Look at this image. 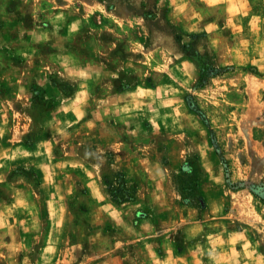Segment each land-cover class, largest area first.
Listing matches in <instances>:
<instances>
[{
	"label": "rangeland",
	"instance_id": "374dc122",
	"mask_svg": "<svg viewBox=\"0 0 264 264\" xmlns=\"http://www.w3.org/2000/svg\"><path fill=\"white\" fill-rule=\"evenodd\" d=\"M0 264H264V0H0Z\"/></svg>",
	"mask_w": 264,
	"mask_h": 264
},
{
	"label": "trees",
	"instance_id": "16d2710c",
	"mask_svg": "<svg viewBox=\"0 0 264 264\" xmlns=\"http://www.w3.org/2000/svg\"><path fill=\"white\" fill-rule=\"evenodd\" d=\"M115 178L117 180L105 182L111 198L119 204L132 201L135 197L136 188L130 189L128 187L127 179L123 173H119Z\"/></svg>",
	"mask_w": 264,
	"mask_h": 264
},
{
	"label": "crops",
	"instance_id": "0c3cea01",
	"mask_svg": "<svg viewBox=\"0 0 264 264\" xmlns=\"http://www.w3.org/2000/svg\"><path fill=\"white\" fill-rule=\"evenodd\" d=\"M141 239H143V238H141ZM165 257H166V255H164V257L162 256V258H161V259H163V258H164V259H166Z\"/></svg>",
	"mask_w": 264,
	"mask_h": 264
}]
</instances>
